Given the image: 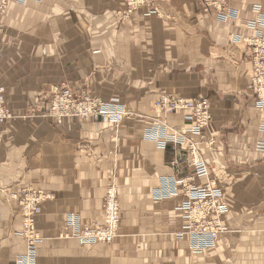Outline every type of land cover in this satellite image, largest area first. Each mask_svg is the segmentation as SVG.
I'll use <instances>...</instances> for the list:
<instances>
[{"label":"crops","instance_id":"0c3cea01","mask_svg":"<svg viewBox=\"0 0 264 264\" xmlns=\"http://www.w3.org/2000/svg\"><path fill=\"white\" fill-rule=\"evenodd\" d=\"M229 6L235 19L223 23L195 0H162L157 14L142 9L128 20L119 14L121 0H11L2 20L0 84L14 111L67 81L106 102L117 98L128 114L116 127L41 119L0 129L2 184L55 196L35 220L42 242L34 264H264V150H257L264 110H256L250 88V50L237 41L252 36L246 25L259 18L255 8L264 10V0ZM198 98L209 103L207 135L214 138L211 147L201 145L203 159L228 214L215 247L193 253L176 236L181 198L157 201L153 192L161 178L192 175L184 150L168 144L189 122L180 111L165 114L156 106ZM158 119L169 126L156 131L164 136L159 145L147 137ZM110 185L122 215L114 242L80 247L59 239L70 214L82 225L100 224ZM2 200L0 194V264H13L25 242L14 234L20 221L4 220Z\"/></svg>","mask_w":264,"mask_h":264},{"label":"built area","instance_id":"2783aa9c","mask_svg":"<svg viewBox=\"0 0 264 264\" xmlns=\"http://www.w3.org/2000/svg\"><path fill=\"white\" fill-rule=\"evenodd\" d=\"M9 1L0 0V16L5 14ZM200 1L205 11H214L217 20L228 23L235 19L236 14L228 8V0ZM255 11L259 13V18L246 25L250 32L252 31V36L244 41L251 48L253 56L250 88L255 99V108L262 112L264 110V10L256 7ZM240 40L243 38L239 37ZM156 107L166 113L180 111L184 113V120L189 122L188 126L175 129L172 137L168 139V144L175 146V149L178 146L184 150L183 155L188 159L186 164L192 169V175L187 178H161L159 188L153 192V198L157 201L181 198L176 211L179 212L183 225L176 236L179 239H186L193 253H202L215 247L219 236L224 232L223 219L228 214L222 189L210 179L209 168L201 150L202 144L208 147L214 144L213 136L210 133L207 135L212 120L209 103L202 98L172 99L161 101ZM81 109L87 111L83 106ZM124 116L123 109L116 105L111 107L102 105L93 110L94 118L101 117L103 121L110 119L112 126L115 127ZM161 121L163 120H156L157 123H162ZM157 130L164 132L166 127L163 125L154 127L148 132L147 137L159 145L158 137L154 134ZM257 150L263 151L264 144L259 143ZM199 181L202 183L197 184ZM102 211V220L98 225L87 226L82 225L80 220H66L60 238H74L80 246L110 245L118 237L121 221L117 189L113 185L108 186L105 191ZM29 224L34 228V221L31 220ZM38 243L40 238L35 231L30 234L27 254L19 257L16 264H34L35 246Z\"/></svg>","mask_w":264,"mask_h":264},{"label":"rangeland","instance_id":"374dc122","mask_svg":"<svg viewBox=\"0 0 264 264\" xmlns=\"http://www.w3.org/2000/svg\"><path fill=\"white\" fill-rule=\"evenodd\" d=\"M161 1L162 0H121L123 9L119 14L121 16V19L123 20H128L135 11L142 10V9L148 10L147 15L157 14L158 9H159L158 8L159 2ZM195 1L199 5L200 11H202L205 14H212L215 17V15L213 14L214 12L213 10L205 11L204 10L205 8L202 5V2L200 0L199 1L195 0ZM10 2L11 0L9 1V5H10ZM227 2L229 4V0ZM9 5L7 6L8 8L5 14L0 16V37L2 35V20L7 14ZM228 8L229 10L232 11L230 6ZM223 23H227V22H223ZM244 40H249V39L248 38L243 39V40H240V42L243 41L246 44L247 48L250 50V54H251L250 58L252 61L253 56H252L251 48L248 46V44ZM237 41H239V39ZM38 102L42 103L43 107H39ZM38 102L36 104H31L29 107H26L22 112H16L12 108L11 98L7 97L5 93V88L0 84V129L3 127H6L7 125H9L10 123L14 121L30 123L31 125L34 124L33 122L37 120H41V119L54 121L57 124L62 123L66 119L102 121L103 119L101 117H98V118L93 117L94 108L96 109L99 106L101 107L102 105L106 107H111L113 105H116L120 107V109L122 110V107L119 104L117 98H112L111 100L106 102L102 98L92 95L90 91L86 92L85 90H82L81 88H76L72 82H67V81L55 84L51 86L50 88H48L47 90L43 91V96H41L38 99ZM81 106H83V108H85V110L87 111H83L81 109ZM124 113H125V116H124L125 118L128 114L125 111ZM163 113L171 114V113H166V112H163ZM124 118L121 120L119 124L123 122ZM104 122H108L109 124H111V121L109 120L104 121ZM158 125L159 126L163 125L164 127H167V128L169 127L165 121H162V123H158ZM154 134L158 137V140L164 138L163 135H160L156 132H154ZM4 136L5 135L0 134V142ZM15 183L6 185L4 183L2 184V181H0V194L2 195V198H3L2 202L4 206V220H19L20 221L19 231L15 232L14 234L21 237L23 241L25 242L24 252L22 254H18L15 256L13 260V264H16V260L19 257L27 254L28 248H29L28 241H30V234H33L35 231L38 233L39 238H40V243H38L35 246V249H36L35 250L36 252L35 262H36L37 251H38L39 245L42 242V238H41L40 233L36 229L35 220H37V218L40 215L42 204H44L47 201L54 200L55 196L50 192L38 190V189L33 188L32 186H26L23 184L18 185V183L16 184ZM102 216L103 215H101V220H102ZM71 218L79 220L77 215L70 214L69 216H67V218H65V221ZM121 219H122V215H121ZM31 220L34 221V226H33L34 228L30 227L29 223ZM58 238L63 239V240H74L72 238H60V236H58ZM80 247H87V246H80Z\"/></svg>","mask_w":264,"mask_h":264},{"label":"bare ground","instance_id":"6f19581e","mask_svg":"<svg viewBox=\"0 0 264 264\" xmlns=\"http://www.w3.org/2000/svg\"><path fill=\"white\" fill-rule=\"evenodd\" d=\"M109 121H110V119H108ZM172 137V136H171ZM176 147H178V146H176ZM185 161H188V159H187V157L185 158ZM222 192H223V190H222ZM223 197H224V194H223ZM227 213H228V207H227ZM102 215H103V213H102ZM226 217V216H225ZM225 217H224V219H225ZM71 219H74V218H71ZM223 219V220H224ZM69 220V219H68ZM74 220H76V219H74ZM224 225V224H223ZM224 232H225V228H224ZM223 232V233H224ZM118 236H119V229H118ZM72 239H74V238H72ZM74 240H76V239H74ZM78 243V242H77ZM80 246V245H79ZM88 246H92V245H88ZM35 257H36V255L34 256V261H35Z\"/></svg>","mask_w":264,"mask_h":264}]
</instances>
